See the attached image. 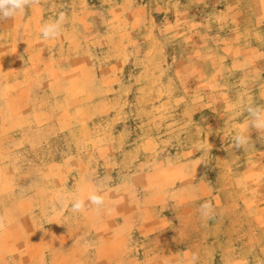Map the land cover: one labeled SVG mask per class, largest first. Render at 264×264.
I'll return each instance as SVG.
<instances>
[{
    "label": "rangeland",
    "instance_id": "obj_1",
    "mask_svg": "<svg viewBox=\"0 0 264 264\" xmlns=\"http://www.w3.org/2000/svg\"><path fill=\"white\" fill-rule=\"evenodd\" d=\"M248 106L264 0H39L0 22V264H264Z\"/></svg>",
    "mask_w": 264,
    "mask_h": 264
},
{
    "label": "clouds",
    "instance_id": "obj_2",
    "mask_svg": "<svg viewBox=\"0 0 264 264\" xmlns=\"http://www.w3.org/2000/svg\"><path fill=\"white\" fill-rule=\"evenodd\" d=\"M39 0H0V22L14 19L17 15L24 13L28 8L37 6ZM66 21V16L63 12L58 15V18L50 23H45L40 28L41 38L43 40L55 39L61 34L62 25ZM247 112L250 117V127L257 132H264V108L259 106H248ZM249 145V137L244 133H238L234 136V147L237 149ZM86 200L91 205L95 206L96 211L100 212L105 208V198L100 193V190H93L87 194ZM84 198H74L71 202V211L73 213L82 212L86 208ZM200 215L205 221L213 220L216 216V211L211 202L205 201L200 205ZM4 226L3 219L0 218V228ZM198 257L196 254L192 256V262L195 264Z\"/></svg>",
    "mask_w": 264,
    "mask_h": 264
}]
</instances>
